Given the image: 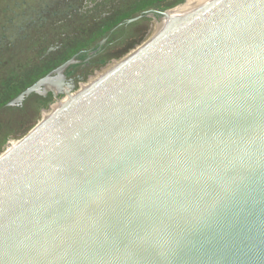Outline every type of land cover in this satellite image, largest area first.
Returning <instances> with one entry per match:
<instances>
[{"label":"water","instance_id":"1","mask_svg":"<svg viewBox=\"0 0 264 264\" xmlns=\"http://www.w3.org/2000/svg\"><path fill=\"white\" fill-rule=\"evenodd\" d=\"M125 22L2 108L0 264H264V0Z\"/></svg>","mask_w":264,"mask_h":264},{"label":"flooded vegetation","instance_id":"2","mask_svg":"<svg viewBox=\"0 0 264 264\" xmlns=\"http://www.w3.org/2000/svg\"><path fill=\"white\" fill-rule=\"evenodd\" d=\"M39 1L41 6L33 9L34 11L28 16L32 17V20H36L34 23L36 25L35 29H25L27 33L25 35V33L22 34L21 27L19 33L15 36L13 34V37H11V29L9 28L10 21L12 20L11 3H21L22 5V2L0 0V63H10L16 56L19 59L15 60L14 63H22V49H24L22 48V43L25 40L28 41L29 44L26 47H30L32 43L34 45L37 43L33 51H41L43 53L40 56L41 61L38 63H48V66L46 67L47 72L37 78L30 87L41 83L39 89L35 91H38L39 95L44 98L49 93H52L54 97H56L57 93L58 95H62L63 90L75 84L77 85L80 80H84L92 67H101L100 65L103 64L102 62L105 61L108 55L104 54L101 58L99 57V63H95L97 60L95 56L96 53L101 51L102 44L106 41V38L104 39L103 37L109 31H115L126 21L127 25L133 23L129 26H132L131 30L134 33V31L136 32L133 29L134 25L138 24L140 20L157 17V14L163 15L164 11L173 8L162 9L164 5L178 2L176 5L178 6L187 0ZM117 2L124 3L126 7L118 8ZM113 4L116 6L111 7ZM20 15L21 18L22 15L25 19L27 18L25 12L23 14L21 12ZM1 20L4 22L2 23ZM107 20H113L109 21V25H111L109 26L110 29L107 27ZM118 20L120 21L117 22ZM96 38H102L99 41V47L93 50L87 49L89 44ZM15 39L16 41L18 40V46L15 43ZM127 48L131 47L121 50L124 51ZM50 81H55L57 84L49 88L48 83ZM23 92L18 94L12 102Z\"/></svg>","mask_w":264,"mask_h":264},{"label":"trees","instance_id":"3","mask_svg":"<svg viewBox=\"0 0 264 264\" xmlns=\"http://www.w3.org/2000/svg\"><path fill=\"white\" fill-rule=\"evenodd\" d=\"M177 4L178 2L168 5L166 4L162 9L174 7ZM157 17H161V14H157ZM119 21L120 20H118L117 22ZM114 23H116V21H114ZM109 26L111 25L108 24L107 27ZM23 27L24 25H22V34L25 33V35H27L25 31L26 28L23 29ZM108 29H110V27ZM31 51L32 49H22V63H18L17 66H11L7 68L6 66H4L3 68H0V72H2V74L0 75V113H2V108H4L8 102L12 101L18 94L30 87L43 73L47 72L46 67L48 66V63H38L39 61H41L40 56L43 53L41 51ZM35 53L37 56L35 55ZM30 54H34L35 56H30ZM25 55L28 56L25 57ZM23 103L24 102H22V105ZM39 110V106L37 105H24L22 107V112L20 113V119H14L12 112H6L4 113V116H6V119L8 118L13 121V123H18L19 126H22L21 133L23 134L32 127V123L38 117L37 114L39 113ZM2 139V129L0 128V144L2 142Z\"/></svg>","mask_w":264,"mask_h":264},{"label":"rangeland","instance_id":"4","mask_svg":"<svg viewBox=\"0 0 264 264\" xmlns=\"http://www.w3.org/2000/svg\"><path fill=\"white\" fill-rule=\"evenodd\" d=\"M15 1H20L22 2V5L21 3H18V4H14V3H11V17H12V20L10 21V24H9V28L11 29V37H13V34L14 36L17 35L22 27V25H24L23 29L24 28H30V29H33L36 25H34V23L36 22V20H32V17H28L29 14L34 11L33 9H35L36 7H40L41 4H40V1L39 0H15ZM191 0H187L186 4L188 2H190ZM115 2V1H113ZM112 2V3H113ZM118 3V2H117ZM183 4V3H182ZM185 4V5H186ZM110 5V4H109ZM108 5V6H109ZM122 5V6H121ZM116 5H111V7H115ZM122 7H126V5H124V3H118V8H122ZM174 8V7H173ZM110 10V9H109ZM21 12L22 14L25 12L26 13V19L23 17L22 15V18H21ZM2 23L4 22L3 20H1ZM109 21H113V20H107L106 23L107 25L110 24ZM34 22V23H33ZM38 27V26H37ZM36 27V28H37ZM29 29V30H30ZM35 29V28H34ZM10 33V32H9ZM17 39V37H16ZM15 39V41H16ZM14 40V38H13ZM14 41V42H15ZM18 46V40L15 42ZM29 42L28 41H24L22 43V48L25 49L26 46H28ZM37 44V43H36ZM35 44V45H36ZM34 43L31 44L30 47H26L27 49H32L31 52H33L34 50ZM28 51V50H27ZM36 55V53H35ZM34 54H30V56H35ZM28 56V55H25V57ZM37 56V55H36ZM19 59L17 56L15 57V59L13 61H11L10 63H0V68H3L4 66L7 67H11V66H17L18 63H14L15 60ZM24 59V57H23ZM26 59V58H25ZM2 74V72H0V75ZM1 82V81H0Z\"/></svg>","mask_w":264,"mask_h":264},{"label":"bare ground","instance_id":"5","mask_svg":"<svg viewBox=\"0 0 264 264\" xmlns=\"http://www.w3.org/2000/svg\"><path fill=\"white\" fill-rule=\"evenodd\" d=\"M194 0H191L190 2H188L187 4H186V2H184L183 4H180V5H178L177 7H175V8H172V9H176V8H181V7H184V6H186V5H188V4H190L191 2H193ZM186 4V5H185ZM171 10V9H170Z\"/></svg>","mask_w":264,"mask_h":264}]
</instances>
